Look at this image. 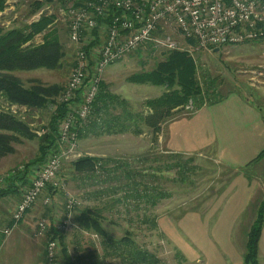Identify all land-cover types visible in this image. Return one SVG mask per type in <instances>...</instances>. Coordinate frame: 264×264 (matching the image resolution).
Listing matches in <instances>:
<instances>
[{"label": "rangeland", "instance_id": "obj_1", "mask_svg": "<svg viewBox=\"0 0 264 264\" xmlns=\"http://www.w3.org/2000/svg\"><path fill=\"white\" fill-rule=\"evenodd\" d=\"M30 1L34 0H6L8 7L0 10V23L4 29L29 23L39 18L44 11L55 13L56 29L65 45L67 55L61 70L18 71L16 74L27 86L31 85L30 80L34 78H39L47 84L59 83L64 86L78 50V46L70 40L69 22L65 14L79 1L55 0L44 4V8L34 15H30L31 8L28 6ZM41 39L42 35L39 34L33 42L39 43ZM176 40L179 42V50H189L185 41L178 37ZM168 50L171 49L154 43L142 47L140 52L135 50L122 60L110 64L104 72L103 81L108 84L112 93L126 99L131 109L145 114L149 110L147 99L161 95L165 87L135 83L130 81L129 77L134 73L153 69L158 61L164 59ZM189 53L195 57L199 71L203 73L199 78L203 88L216 89V94L212 95L213 99L217 97L225 99L230 94H238L254 103L264 116V39L222 46L219 51L211 49ZM10 108L22 116L25 115L32 130L41 134L42 127L49 122L55 106L50 104L46 108L32 110L30 114L25 112L24 106L13 105ZM181 116L189 117L190 114L177 112L174 119ZM166 126L167 124L163 123L159 135L144 127V132L140 135L126 132L90 135L83 140L81 138L78 148L80 155L65 160L60 171V178L65 181L66 187L53 195H50L48 190L45 191L26 213L25 216L28 218L26 225L23 219L18 223L13 221V211L29 187L34 171L43 163L24 167L25 163L34 161L38 153V138H22V142L14 143L15 152L0 159V188L6 189L14 183L9 178L16 174L18 176L14 178L21 177L23 173L19 172L21 170H25L27 177L25 181L15 182L16 191L9 190L11 193L0 198V219L4 222L1 224L0 233L6 240L0 248V264L7 259L14 264L45 262L46 254L40 260L36 257L30 260L29 256L26 260V257L35 244L45 251L46 242L53 230L63 236V241L55 238L61 244L58 264H64L62 258L64 246L71 256V264H77L78 255L90 254L94 250L92 242L100 245L101 249L100 236L82 232L74 226L73 215L76 211L74 208L87 205L104 207V224L111 237L119 239L124 237L127 231H131L132 239L141 247L156 253L162 264H244L248 235L251 227L258 221L261 208L264 218V149L244 166H233L220 161L214 152L208 149L187 152L185 157L191 160L190 165H194L192 176L186 181H179L175 171L161 168L153 172L150 185L160 187L169 196L146 211L132 209L127 212L121 201H114L118 198L125 199L123 191L120 190L116 195L105 193L98 196L97 191L100 189L98 186L101 184L98 185L95 180L91 182L74 178L79 175L73 173L72 162L86 155L114 156L134 167L138 164L159 165L153 161L142 162V159L148 156L150 158L166 156V145L162 138ZM147 171L149 173L150 170ZM47 195L52 197V203L49 205L43 202ZM70 197L80 204L71 209L68 227L61 229L60 224L70 213L67 207V200ZM155 217L157 227L153 228L149 220ZM40 218L49 220L47 237L36 235L37 222ZM145 219L149 220L142 222ZM10 221V232H3ZM258 259L260 264H264V221L260 232ZM103 264L124 263L119 258L107 257Z\"/></svg>", "mask_w": 264, "mask_h": 264}, {"label": "trees", "instance_id": "obj_2", "mask_svg": "<svg viewBox=\"0 0 264 264\" xmlns=\"http://www.w3.org/2000/svg\"><path fill=\"white\" fill-rule=\"evenodd\" d=\"M54 1H30L28 3L31 8L30 15L44 8V4ZM78 1L75 3L76 7L89 0ZM4 7H8L6 0H0V10ZM113 14L112 10L111 14L98 18L99 25L110 23ZM56 18L55 13L44 11L39 18L19 27L5 30L0 23V159L15 152L14 143L22 142V138H38V153L34 161L25 163L24 167L35 163L41 165L50 155L58 151L60 122L69 108L68 103L59 99L65 85L47 84L39 78H34L30 80L31 85L27 86L16 74L18 71L61 70L64 67L67 53L56 29ZM91 33L95 39H90L88 44L83 46L86 52L91 51L103 37L99 26ZM39 34L42 35L41 42H33ZM141 49L137 51L140 52ZM74 64L73 61L72 67ZM200 76H203V73H200L195 57L187 50L179 49L166 51L164 59L158 61L153 69L132 74L129 77L132 82L165 87L161 95L147 99L149 110L145 114L131 109L126 99L112 93L108 84L102 81L90 118L78 130L79 139L90 135L126 132L140 135L144 132V127L150 128L154 134L159 135L162 124L172 121L177 112L186 113V109L189 110L188 112H193L203 105L213 104L224 98L213 99L212 95L216 94V89L211 87L204 89L199 80ZM75 101L80 103V94ZM50 104H54L55 109L49 122L42 127L41 134L32 130L25 115L22 116L21 113L14 112L10 108L13 105L24 106L25 112L30 114L32 110L43 109ZM185 154L166 149V156L162 158L148 156L142 159V162L153 161L158 162L159 165L138 164L135 167L114 156L86 155L74 160L72 169L75 175H79V177H74L75 179L80 178L91 182L95 180L98 185L101 184L98 186L100 188L97 191L98 196L105 195V193L116 195L121 190L125 199L118 198L114 201H121L127 212L132 209H145L146 211L151 210L161 199L169 196L160 187L150 185L153 172L161 168L175 171L179 181H186L192 176L194 165H190L191 160L187 159ZM147 169L150 170L149 173ZM19 172H23L19 174L21 177L14 178L16 174L9 178L14 183L6 189L0 188V198L17 190L15 185L17 180H26L25 170ZM113 186L118 187L113 188ZM48 191L50 195H53L59 189L53 191L48 187ZM74 209L76 210L73 215L74 226L82 232L90 235L96 234L102 238L101 249L100 245L92 242L94 250L90 254L78 255L77 264H103L107 257L119 258L124 264H162L156 253L141 247L132 239L131 231H127L126 235L119 239L111 237L104 224V207L87 205L77 206ZM148 220L145 219L142 222ZM149 221L153 228L157 227L156 217ZM263 221V208H261L258 221L251 227L248 235L244 264H260L258 254ZM51 237L63 241V236L57 231L53 230ZM2 240L1 236L0 244ZM62 253L64 264H71V256L66 246L63 247Z\"/></svg>", "mask_w": 264, "mask_h": 264}, {"label": "built area", "instance_id": "obj_3", "mask_svg": "<svg viewBox=\"0 0 264 264\" xmlns=\"http://www.w3.org/2000/svg\"><path fill=\"white\" fill-rule=\"evenodd\" d=\"M111 22L99 25L98 18L111 14ZM70 40L78 46L68 81L59 99L69 104L68 112L59 126V149L36 169L23 198L13 211L18 223L48 190L65 188L60 171L65 160L77 157L79 128L90 118L106 68L135 50L154 43L160 47L180 49L176 37L185 41L187 51L213 50L264 39V0H89L66 11ZM100 27V43L86 52L83 46L95 39L92 30ZM81 95L80 103L75 99ZM13 109V108H12ZM15 110V108H14ZM1 180V179H0ZM68 218L78 202L68 198ZM44 204H51L47 195ZM5 227V233L11 228ZM48 218L37 222L36 235L47 237ZM45 264H58L60 241L48 238Z\"/></svg>", "mask_w": 264, "mask_h": 264}, {"label": "crops", "instance_id": "obj_4", "mask_svg": "<svg viewBox=\"0 0 264 264\" xmlns=\"http://www.w3.org/2000/svg\"><path fill=\"white\" fill-rule=\"evenodd\" d=\"M188 113L189 117L181 116L164 123L167 126L162 138L167 150L187 153L208 149L213 151L220 161L233 166H244L264 149V116L246 97L230 94L217 103L203 105ZM23 222L24 225L28 223L27 216L23 218ZM7 223L10 226L11 222ZM1 224H4L2 219L0 228ZM1 235L0 233V237ZM5 241L2 240L0 248ZM38 246H32L33 249L27 254L26 260L28 256L30 260L35 257L38 260L44 258L45 251ZM3 262L14 264L10 259ZM40 264L45 262L40 261Z\"/></svg>", "mask_w": 264, "mask_h": 264}, {"label": "water", "instance_id": "obj_5", "mask_svg": "<svg viewBox=\"0 0 264 264\" xmlns=\"http://www.w3.org/2000/svg\"><path fill=\"white\" fill-rule=\"evenodd\" d=\"M219 50H220V48H219V47H217V48H215V49H214V51H219Z\"/></svg>", "mask_w": 264, "mask_h": 264}]
</instances>
